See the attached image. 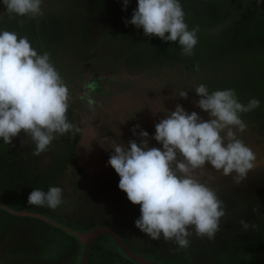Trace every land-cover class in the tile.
Returning a JSON list of instances; mask_svg holds the SVG:
<instances>
[{"label":"rangeland","instance_id":"rangeland-1","mask_svg":"<svg viewBox=\"0 0 264 264\" xmlns=\"http://www.w3.org/2000/svg\"><path fill=\"white\" fill-rule=\"evenodd\" d=\"M181 4L189 29L198 26L191 56L181 54L178 41L147 37L125 23L138 0H130L126 11L123 0H43L44 14L35 19L9 16L0 0V30L27 36L38 53L49 54L69 86L68 119L80 129L57 135L39 156L23 132L14 146L0 139V264H81L85 246L71 231L96 226L113 227L132 250L162 264H264V0ZM200 84L209 92L234 89L244 104L260 100L258 108L241 114L247 127L237 132L257 159L240 184L235 173L224 176L206 164L198 178L216 191L225 215L214 239L193 234L190 246L179 248L136 227L140 205L118 187L109 144L139 143L146 130L149 146L162 149L153 138L155 125L177 104L211 119L196 103ZM178 91L188 92L187 99ZM51 186L63 189L55 210L28 204L34 189ZM96 246L89 264H138L109 234Z\"/></svg>","mask_w":264,"mask_h":264},{"label":"clouds","instance_id":"clouds-1","mask_svg":"<svg viewBox=\"0 0 264 264\" xmlns=\"http://www.w3.org/2000/svg\"><path fill=\"white\" fill-rule=\"evenodd\" d=\"M42 3L43 0H3L9 16L29 19L44 14ZM129 3L123 0V10ZM125 23L142 28L147 37L178 41L182 55H194L198 26L189 29L181 0H138L131 19L126 18ZM85 87L94 90L95 86ZM194 90L200 97L197 106L211 119L204 120L196 111L189 114L177 104L155 125L153 138L162 144V149L149 146L146 130L139 132V143L129 140L125 147L113 139L109 144L114 152L108 164L120 177L118 187L130 202L140 205L136 227L152 240L163 237L179 248L189 247L193 234L214 239L225 215L216 191L198 178L206 164L224 176L235 173L234 180L240 184L257 159L237 132L247 127L241 114L258 108L260 100L252 98L244 104L234 89L209 92L205 84ZM178 95L187 99L188 92L178 91ZM69 100V86L49 54L38 53L27 36L0 30V139L14 146V138L23 132L35 144L33 154L39 156L57 135L80 131L68 119ZM139 128V124L133 127L134 135ZM116 131L121 135L119 129ZM24 143L21 140V145ZM62 193L59 186H51L46 192L36 188L28 204L55 210L63 202ZM240 224L245 230L250 227L243 219Z\"/></svg>","mask_w":264,"mask_h":264},{"label":"water","instance_id":"water-1","mask_svg":"<svg viewBox=\"0 0 264 264\" xmlns=\"http://www.w3.org/2000/svg\"><path fill=\"white\" fill-rule=\"evenodd\" d=\"M71 233L77 236L83 242L85 246L81 264H89L92 244L98 237H100L103 234H109L111 237H113L115 241L118 243V245L122 248L124 253L136 263L138 264H162V263L153 261L149 258H146L136 253L134 250H132L127 245V243L123 240V238L111 226H96L84 233L75 232V231H71Z\"/></svg>","mask_w":264,"mask_h":264},{"label":"trees","instance_id":"trees-1","mask_svg":"<svg viewBox=\"0 0 264 264\" xmlns=\"http://www.w3.org/2000/svg\"><path fill=\"white\" fill-rule=\"evenodd\" d=\"M69 114H68V112H67V116H68ZM104 235V234H103ZM103 235H101L100 237H98L97 239H96V243L93 245V247H92V251H94V249H96V244H97V242H98V240H100V239H102V237H103ZM113 238V237H112ZM113 240L115 241V239L113 238ZM116 242V241H115ZM123 251V250H122ZM124 252V251H123ZM125 254V253H124ZM126 255V254H125ZM127 256V255H126ZM90 258H91V255H90ZM90 258H89V261H90Z\"/></svg>","mask_w":264,"mask_h":264}]
</instances>
